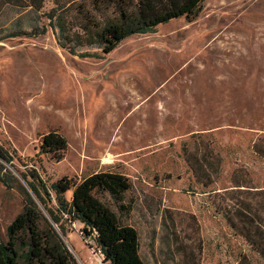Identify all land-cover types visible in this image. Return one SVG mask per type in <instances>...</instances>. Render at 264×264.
<instances>
[{
  "label": "rangeland",
  "instance_id": "1",
  "mask_svg": "<svg viewBox=\"0 0 264 264\" xmlns=\"http://www.w3.org/2000/svg\"><path fill=\"white\" fill-rule=\"evenodd\" d=\"M58 1L0 17L1 39L22 31L0 42V144L16 168L38 175L55 211L52 185L63 178L126 176L132 189L122 204L100 199L137 231L145 264H264L245 236L256 228L264 235V158L255 151L264 145V0H205L193 23L173 20L109 55L83 49L90 58L59 46L45 16ZM50 132L69 143L62 162L41 151ZM186 152L203 164L220 158L218 174L207 168L211 186L198 181ZM7 167L22 187L0 181V243L23 211L24 190L47 215ZM235 174L246 187H235ZM234 207L253 218L252 230L249 219L243 234L228 223L225 213ZM63 224L77 264H110L81 223L65 216Z\"/></svg>",
  "mask_w": 264,
  "mask_h": 264
},
{
  "label": "trees",
  "instance_id": "2",
  "mask_svg": "<svg viewBox=\"0 0 264 264\" xmlns=\"http://www.w3.org/2000/svg\"><path fill=\"white\" fill-rule=\"evenodd\" d=\"M204 1L60 0L45 16L63 50L74 56L90 58L93 56L82 52L83 49L96 47L101 49L104 55H109L126 39L136 35L154 34L160 25L173 20L185 18L189 23H193L203 11ZM44 2L45 0H0V17L5 15L8 9L20 11L34 8L41 11ZM21 33L22 31L16 30L9 32L4 38H0V42L4 39L17 38ZM46 33L45 28L42 35ZM30 37L36 38L39 35L32 33ZM262 142L255 144V151L264 158ZM68 150L67 139L58 132H50L42 138V153L53 155L58 162L65 159ZM186 157L198 181L206 187L211 186L214 179L207 168L218 174L220 158L212 157L210 161L205 159L203 164L199 159L191 158L187 152ZM7 165L20 174L22 180L44 206L47 215L42 212L37 200L24 190L26 200L23 211L8 227L7 243H0V264H77L74 254L62 238L67 236V229L63 224L65 216L74 223H81L88 236L95 235L105 260L110 264H145L139 255L137 231L122 224L118 215L100 199L104 195H109L115 202L122 204L126 194L132 189L131 182L126 176L118 173H97L81 183L67 177L63 178L52 185L59 206L55 211L48 207L37 185L38 175L27 176L19 171L11 153L0 144V181L10 189L16 184L22 187ZM233 183L238 189L246 187L237 174L234 175ZM71 191L73 198L68 201L66 195ZM230 200L240 202L237 197ZM252 214L261 219L256 212ZM225 215L232 228L241 231L242 234L247 230H240L241 222L249 219L247 223L250 229L254 225L253 218L242 215L238 207L230 208ZM245 236L258 247L264 258V235L260 230L256 228L254 234L250 231ZM253 237L257 240H253Z\"/></svg>",
  "mask_w": 264,
  "mask_h": 264
},
{
  "label": "built area",
  "instance_id": "3",
  "mask_svg": "<svg viewBox=\"0 0 264 264\" xmlns=\"http://www.w3.org/2000/svg\"><path fill=\"white\" fill-rule=\"evenodd\" d=\"M83 234V233H82ZM90 237H95V235H92V236H90ZM88 242V241H87Z\"/></svg>",
  "mask_w": 264,
  "mask_h": 264
}]
</instances>
